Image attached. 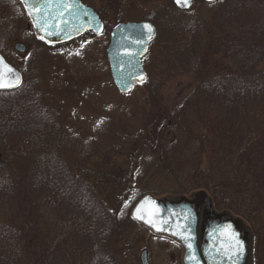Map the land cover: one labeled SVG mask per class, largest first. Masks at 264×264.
<instances>
[{
  "label": "trees",
  "instance_id": "1",
  "mask_svg": "<svg viewBox=\"0 0 264 264\" xmlns=\"http://www.w3.org/2000/svg\"><path fill=\"white\" fill-rule=\"evenodd\" d=\"M0 1L1 13L12 12L9 28L18 22L30 30L17 0ZM205 6L216 8L215 25L183 19L157 47L167 75L190 77L192 91L168 109L157 87L140 84L150 99L148 133L134 142L144 158L140 176L171 179L178 191H204L216 206L257 223L264 219V0ZM229 18L235 20L226 24ZM9 52L0 45L16 68ZM27 72L18 90L0 92V216L11 215L0 223V264H30V257H38L31 264H116L113 230L137 226L128 213L132 206L121 210L119 222L88 179L76 174L71 155L60 156V116L48 104L44 83ZM14 211L26 216L21 227ZM48 216L57 228L33 235Z\"/></svg>",
  "mask_w": 264,
  "mask_h": 264
},
{
  "label": "rangeland",
  "instance_id": "2",
  "mask_svg": "<svg viewBox=\"0 0 264 264\" xmlns=\"http://www.w3.org/2000/svg\"><path fill=\"white\" fill-rule=\"evenodd\" d=\"M84 1L100 11L108 28L119 21L144 17L153 20L160 36H157L155 44L142 61L147 80L150 81V87H157L162 105L168 109L179 105L182 98L192 91L193 80L185 76L167 75L161 63L164 54L157 50L159 45H164L161 35L171 31L172 34L168 35L173 36L175 27L183 19L192 17L208 20V24L215 25L216 8H208L200 0H194L191 11L194 15L184 16L170 6V0ZM1 8L0 5V45L6 43V49L10 50L9 59L19 71L25 72L27 68L30 79L35 75L44 83L48 104L60 116L61 127H57L60 132L56 133L55 140V143L61 142L63 145L60 156L66 158L71 155L76 174L88 179L98 197L110 207L119 222L121 210L133 206L136 198L143 195H152L160 201L181 198L192 200L195 190L187 188V191H178L171 179L156 177L146 181L141 178L144 158L139 152L140 144L134 142H141L148 133L145 123L150 114L149 94L140 84H135L126 94L118 93L106 61L107 34L95 36L86 33L71 42L48 46L34 40L31 31L18 26V22H15V27L9 28L12 12L8 10L1 13ZM232 20L235 18L225 22L229 24ZM16 42L26 46L24 54L13 51ZM53 149L54 145L50 146L51 154ZM36 151L34 145V153ZM213 207L219 212L236 216L223 207L215 204ZM14 214L16 223L21 227L26 216L20 211H14ZM8 216H11L9 212H6V217L0 216V223L7 221ZM263 220L250 224L244 221L249 235L247 264H264ZM57 226L56 219L48 216L39 227L34 225L33 235L38 236L41 229H49L51 234ZM126 226L122 223L113 230L116 264H140L139 255L143 250L148 251L151 264H182L183 250L178 243L164 236L150 234L139 225ZM36 252V256H40V251ZM37 260L38 257H30V264Z\"/></svg>",
  "mask_w": 264,
  "mask_h": 264
},
{
  "label": "water",
  "instance_id": "3",
  "mask_svg": "<svg viewBox=\"0 0 264 264\" xmlns=\"http://www.w3.org/2000/svg\"><path fill=\"white\" fill-rule=\"evenodd\" d=\"M17 1L27 16L34 38L47 45L67 43L86 32L94 35L103 32V24L95 11L80 0H28L27 4L24 0ZM201 1L210 5L220 0ZM172 3L180 12H189L193 6V0H188L187 5L185 0H172ZM33 5L35 12L32 11ZM144 25H149L151 31ZM155 36L156 29L148 21L121 23L109 32L106 61L112 83L120 94H126L134 84L146 80L141 60ZM13 51L22 55L26 46L16 42ZM0 72L4 74V83L13 85L0 88V92H11L21 87L22 74L1 54ZM193 197L192 201L185 198L160 201L146 195L135 203L130 219L155 235H163L179 243L183 248V264H247L249 235L244 221L227 213L214 214L210 198L203 191L196 192ZM201 205L205 208V218L200 227L198 246L197 225ZM139 262L149 264L146 251L141 252Z\"/></svg>",
  "mask_w": 264,
  "mask_h": 264
},
{
  "label": "flooded vegetation",
  "instance_id": "4",
  "mask_svg": "<svg viewBox=\"0 0 264 264\" xmlns=\"http://www.w3.org/2000/svg\"><path fill=\"white\" fill-rule=\"evenodd\" d=\"M81 1H82L84 4H87L88 6H90V7L93 8V10H94L95 13L97 14L99 20H100V21L102 22V24H103V28H104L103 30H104V32H106L108 29H112L114 26H116V25H118V24H121V23L148 21V22H150V23L155 27V29H156V31H157V33H158L157 25H156L155 23H153V20H152L151 18H148V17H144V18H141V19H139V20H128V21H122V22L119 21V22H117L113 27L108 28V27H106L107 25H106L104 19L101 17V13H100V11H99L97 8H95L94 5H90L88 2L86 3L84 0H81ZM104 32H103L102 34H104ZM107 38H108V35H107ZM156 39H157V34H156V38H155L154 42L156 41ZM146 56H147V55H146ZM146 56H145V57H146ZM145 57L142 59V61L145 59ZM211 211H212L214 214H220V212L217 211V210H215V208H214L212 205H211ZM204 218H205V208H204L203 205H201V206H200V209H199V217H198V225H200V227H201V224H202ZM198 225H197V231H198ZM197 233H198V232H197ZM197 242H198V241H197ZM198 246H199V242H198ZM143 251H146V258H147V261H148L149 264H151L150 261H149V258H148V251H147V250H143ZM141 252H142V251H141Z\"/></svg>",
  "mask_w": 264,
  "mask_h": 264
},
{
  "label": "snow or ice",
  "instance_id": "5",
  "mask_svg": "<svg viewBox=\"0 0 264 264\" xmlns=\"http://www.w3.org/2000/svg\"><path fill=\"white\" fill-rule=\"evenodd\" d=\"M24 2L27 4L28 3V0H24ZM187 2H188V0H185V4L186 5H187ZM32 11L33 12L36 11L35 5L32 6ZM144 27H145V29H148L149 31H151V28H150L149 25H144ZM8 71L11 72V69H9ZM18 81H19V78L17 77V82ZM11 86H13V85L4 83V74L2 72H0V88H3V87H11ZM137 211H139V209ZM153 226H155V225H153ZM183 238L185 240L190 239V237H183ZM237 246H238V248H240V250H242V246L239 245V242H237ZM188 247L191 248V244H189Z\"/></svg>",
  "mask_w": 264,
  "mask_h": 264
}]
</instances>
